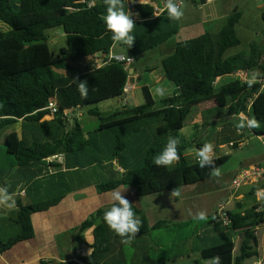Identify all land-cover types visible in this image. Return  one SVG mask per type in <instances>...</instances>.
<instances>
[{"label":"trees","instance_id":"16d2710c","mask_svg":"<svg viewBox=\"0 0 264 264\" xmlns=\"http://www.w3.org/2000/svg\"><path fill=\"white\" fill-rule=\"evenodd\" d=\"M130 1L139 0H123L125 12ZM188 1L205 4L207 0ZM91 2L93 5H90ZM134 8L144 20H151L155 16L153 4L137 3ZM106 14L107 6L104 0H0V22L8 27L7 31L0 32V134L3 129L17 124L20 120L26 122L22 136L14 131L5 139L7 154L15 158L17 165L24 167L47 163L50 158L61 154L70 161L71 153L76 156L81 153L89 154L92 144L100 149L99 140L87 139L80 122L69 124L65 113L122 98L131 68L126 67L124 63L105 61V65H93V68L84 72L78 70L75 74L64 73L73 71V64L76 62L109 55L114 46L112 33L107 30L104 22ZM241 18V13L236 12L229 17L219 34L206 32L196 38L176 43L173 53L163 61L168 80L177 87L176 94L157 102L145 87L143 93L146 103L143 105H135L108 116H102L100 109L96 107L87 110L88 115L100 120L101 124L96 131L107 134L115 133L114 130L119 127L138 124L143 120L155 119L158 122V148H151L143 159V166L138 168L124 167L122 155L116 151L112 152L109 155L111 168L118 162L123 168V173L119 179L114 178L97 184L99 193L130 187L139 197H144L165 191L172 192L174 188L181 189L211 178L212 167L201 168L197 160L190 163L186 158L187 148L182 143L178 145L180 160L173 167H157L153 163L154 158L165 147L168 137H177L192 110L204 101H215L220 107L230 106L228 114L232 116L247 111V102L255 95L249 116L259 122V127L251 130L259 136H264V92H261V86L255 84L249 89L246 82L232 79L219 89L215 87L219 77L234 75L240 70L251 71L254 67L262 68L260 60L255 59L254 43L250 46L251 55L245 53L226 57L228 50L241 45L236 31ZM54 28H62L67 38V47L62 48L57 55L51 52L48 45L47 31ZM132 34L136 37L133 46H120L128 48L129 54L137 57L165 44L177 34V30L147 36H137L133 30ZM77 77L80 81L88 83L86 99L82 98L78 91V82L73 81ZM54 99L59 108L56 114L44 110ZM51 115L52 119L45 120V117ZM115 136L118 144L115 150L124 151L125 142L117 134ZM201 147L199 145L198 148ZM226 160L224 157L214 158V164L220 167ZM54 164L50 162L49 165ZM63 197L27 206L19 204L15 222L20 225V233L6 243L0 241V254L19 243L33 239V214L56 206ZM111 206L97 210L74 231L82 234L93 229L95 239L89 246V253L69 261L42 259L39 264H127V245L121 243L120 238L103 220L104 213ZM133 211L142 221L140 232L133 243L153 230L169 226L167 221H159L150 226L142 209L133 204ZM229 215L232 221L229 230L245 234L240 253L234 255L235 246L229 236V239L202 250V260L208 261L219 256L221 264H245L247 260L259 257L256 229L264 225V212H257L255 207L244 215ZM210 218L218 224L215 214ZM169 262L170 259L155 261L147 258L145 264Z\"/></svg>","mask_w":264,"mask_h":264},{"label":"crops","instance_id":"0c3cea01","mask_svg":"<svg viewBox=\"0 0 264 264\" xmlns=\"http://www.w3.org/2000/svg\"><path fill=\"white\" fill-rule=\"evenodd\" d=\"M215 1L219 4V14L221 17L218 19L217 24L213 18L210 19L208 23L215 24L214 27L217 29L215 31L218 32L215 33L206 30V21L204 20H197L196 22L192 20L185 21L184 24H181L183 18L186 16L185 13H189V9L184 10L186 5L192 4L195 6L201 5L204 7L212 4ZM251 2H253V0H207L205 4H194L188 1L182 7L184 16L178 22L170 21L168 14L155 15L151 20H144L142 19L139 12H137L135 8L130 7L129 4V8L126 13L130 14L131 12V18L137 24L134 29V34L136 33L137 36H147L169 30H177V34L172 37L174 38L173 41L169 40L165 44L155 48L157 50L161 49L165 52V56H163L161 60V71L159 68L158 71L156 68L149 69L147 66L146 70L142 71L136 67L138 64V59H135L129 54L128 48H123L120 45L112 48L109 55H125L128 57H133L134 59L133 63L129 67L131 68L129 73H131L126 87L127 91L122 98L116 100L117 105L112 108L114 109L113 113L130 109L135 105L139 106L137 102L138 99L136 98V91H143L145 87L150 90L153 98L157 102L176 94L177 87L168 80L163 67V61L173 53L176 43L182 40L196 38L206 32L219 34L220 31L225 27L229 17L236 12H240L239 8L245 3H248L246 8L249 7ZM137 3H140V0ZM143 3L153 4L154 2L150 0H143ZM255 3H258L257 6L261 10V2L256 0ZM253 43L256 45L255 59L260 60L262 68L254 67L252 70H257L259 72L258 79L262 80V82H258L256 84H259L261 89H264V38H262L261 43ZM124 51H128V54H125ZM247 54H252L251 49L250 53ZM107 56L104 57L103 55H100L86 60V67L83 69L80 65H78V70L84 72L90 69L96 63V61H102L104 58H107ZM252 70L250 72H252ZM232 79H237L235 74L219 77L215 82V87L219 89L227 85ZM158 87L167 91V94L163 97L157 95L155 89ZM255 98L256 96L254 95L248 100V109L242 113L248 114L249 111L250 114L249 108L251 103L253 104ZM229 108L230 106L220 107L215 101H204L198 104L192 110V112L196 110L197 114L201 115L203 118V122H200V124L202 123L204 125L202 130L212 128L215 131V138L213 142L206 140L202 143H199L200 138H197L195 134H193L191 137L184 135L183 132L185 124L189 117L184 124V128L180 131V133L177 134L180 143L185 142L197 150L199 149V145L203 146L205 143H212L214 145V158H227L224 164L220 166L221 168L219 167L221 170L220 175L212 176L211 178H208L205 181L195 185L182 187L180 189V197L171 198V191H165L144 197H139L137 195V201L132 202L138 205V208L140 207L143 211L145 210L143 206L146 203L145 200H149L146 205L152 207V209L144 211L150 226H154L159 221H167L169 224H173L198 220L195 218V214L199 211H205L207 213V217H211L222 204L225 205L229 213L241 215H244L249 210L257 207L258 199L255 196V192L259 187L258 183L246 182L241 184L238 188H234L232 182L242 170L249 169L254 166H264V136H259L248 128H244V132L243 130L237 131V128L235 127V131H233V127H230V124L227 126L222 125L221 122L223 120L219 121V118L223 119V117L220 116L221 109L222 112H226L228 120H239L238 114L232 116L228 114ZM109 111L111 112V109H109ZM65 114L69 119L72 117L74 123L76 121L79 122L77 117L82 115L84 116L82 110L69 111ZM249 114L248 118L250 119ZM47 117H49V119L45 120H50L53 116L51 115ZM25 123V121L20 120L17 124H15L17 129L14 131L18 132V134L22 136ZM156 128L157 126L154 129L155 134L152 133V137L148 135L146 138H153L154 141L156 140L157 142ZM14 131H3L0 134V141L5 142L6 136ZM84 132L86 131L84 130ZM114 132L117 134L118 130L116 129ZM140 132L141 136L144 135V130L140 129ZM250 135H253V140L248 138ZM245 136H247V138ZM245 138L248 140V143L245 142ZM231 143H235V146H231ZM226 146L230 147L231 149L246 148L244 151H242V154L239 153L237 157V164L232 168L224 170L225 166L229 164V158L226 156L230 153L228 151L224 152ZM78 158H80V156ZM196 160V153H194L193 161ZM50 162L55 164L49 165ZM9 163L10 164L0 163V187H7L9 193L14 194L16 208L9 210L3 206H0V241L2 243H6L11 237L20 233V225L15 222L19 212V204L27 206L59 196L64 197L56 206L51 207L47 211L33 214L32 222L35 230V237L31 240L19 243L12 249L1 253L0 264H39L40 260L47 258L59 261L61 259H65L69 261L76 260L79 255L89 253V246L93 244L95 239L93 229L86 230L82 234L77 232L75 233L74 231L101 208L99 204L100 199L105 197L107 193H99L96 187L97 183H95V181L92 179L87 180L88 174L84 169L85 167L75 164L72 159L69 161V158L66 159L64 154L50 158L47 163L33 164L24 167H21L12 161H9ZM116 164L119 166L120 163L117 162ZM89 168L95 170L96 165H91ZM111 205L112 204H107L104 207ZM167 208L170 209L172 215L166 214V210H168ZM151 232L147 236L141 238V240L144 241L143 243L147 244L148 239L146 237L149 236L150 238L153 235ZM260 232L263 234L262 238H258ZM229 234H231L233 237L236 236L233 238L235 241L237 240V235H241L240 245H242L245 241L244 232H231V230L225 229L221 223L216 224L212 218L210 221V226L204 228V230L199 229L197 231L196 229V233L194 232L193 237L194 240L202 241V245L197 248L199 254L201 255L202 250L210 246L209 241L215 243L225 241L229 239ZM63 235L75 236V242L78 244L74 250L75 256L63 258L59 254L60 250L58 247L59 244L57 238L60 236L62 237ZM205 235H208L209 237L203 238ZM256 236L259 242V257L252 258L258 259V261H254L249 264H258V262H264V225L257 227ZM89 237L92 238L89 239ZM188 241H192V239H188ZM233 243L235 246V242ZM119 251L120 249L117 250V252ZM158 251L161 252L160 248ZM238 251H240V248ZM145 255L146 260L147 258L151 259L149 254ZM173 256H170V262L171 259H173ZM247 261L245 264H247ZM170 262L168 264H170ZM196 264L200 263L196 261Z\"/></svg>","mask_w":264,"mask_h":264},{"label":"rangeland","instance_id":"374dc122","mask_svg":"<svg viewBox=\"0 0 264 264\" xmlns=\"http://www.w3.org/2000/svg\"><path fill=\"white\" fill-rule=\"evenodd\" d=\"M153 1L154 4L161 3L162 0H150ZM256 0H253L251 2V5L246 8V5L248 3H245L243 6L239 8V13H241V20L239 24L236 26L237 36L241 40V45L232 48L228 50L226 53V57L233 56L236 54H245L250 53V46L253 42L261 43L262 38H264V19H263V13H264V1L258 0V2H261L262 8L261 10L258 8L257 4L255 3ZM185 9H189V13H185V17L183 18V21L181 24H184L185 21H206V30H209L211 32H218L215 31V24L208 23L210 19H214L215 23L217 24L218 19H220L221 15L220 13V7L219 4L215 1L212 4H209L207 6H201V5H186ZM8 30V27L0 22V32H5ZM49 41L48 45L55 55H57L62 48L67 47V38L65 35V32L62 28H54L49 31H47ZM174 38H171L170 41H173ZM120 49V48H118ZM125 54H128V51H124ZM165 52L161 49H154L151 51H148L144 53V55H140L137 57H134L135 59H138L137 68L141 69L142 71L146 70V66L149 67V69H160L161 71V65H162V57ZM86 61H79L73 64V71L70 73H64L66 74H75L76 71H78V65L81 66V68L84 69L86 67ZM159 71V70H158ZM161 73V72H160ZM167 94V91H165V95ZM136 98L138 99V105H143L146 103L144 93L142 90L136 91ZM116 100H109L106 102H102L97 105L90 106L88 108H84L82 110V113H84V116L77 117L80 124L83 126L84 130L86 131V138L87 139H95L99 140L100 143V149H97L92 144L91 152L89 154H80L79 156L72 155L71 153V159L75 164H79L81 167H85V171L87 172V180L92 179L95 181V183H104L111 179L117 178L119 179L123 173V168L117 166V164H113V169L110 166L111 160L109 155L112 154V152L116 151L118 154L122 155L123 158V166L127 168H138L143 166V159L149 152L151 148H158V143L154 139L146 138V136L150 135L152 137V133L155 134V127L158 126V122L155 119L152 120H143L138 124L130 125L129 127H119L117 128L118 133L117 135L122 138V140L126 144V148L124 151L115 150L116 145H118L115 141V133H109L107 132H97L96 129L100 126V120L98 117L90 116L87 114V110H89L91 107L99 108L102 116H107L108 114H112L114 111V108L116 106ZM111 107V108H110ZM111 109V112L109 111ZM116 111V110H115ZM220 116L223 117V119L219 118L220 120H223L221 122L222 125H228L230 124V127H233V131H235V127L239 120L237 119H231L228 120V116L226 112H222V109L220 110ZM110 112V113H109ZM76 118V115H75ZM45 119H49V117H46ZM200 122H203V118L201 115L197 114L196 110H194L191 115L189 116L185 128H184V135L191 137L193 134L197 136L199 139V143H202L204 141L213 142L215 138V131L212 128L203 129L204 125ZM74 120L72 117L69 119V124H73ZM161 123V122H160ZM159 123V124H160ZM69 128V127H68ZM17 127L15 125L10 126L3 129L2 131H14ZM140 129L144 130V135L141 136ZM243 130V129H241ZM245 132V130H243ZM180 133V132H179ZM247 138V136H245ZM245 138V142L248 143V140ZM250 140H253V135H250L248 137ZM191 140V139H189ZM186 146V158L190 163H195L193 161V154L197 152L196 148L191 147L187 143H182ZM246 146V145H245ZM144 148V149H143ZM244 148H237V149H231L230 147L226 146L224 149V152L228 151L230 152L226 157L229 158V164L225 166L224 170L232 168L237 164V157L239 153L242 154V151L245 150ZM158 155V154H157ZM9 161H12L16 164L15 158L12 156H8L6 151V146L4 141H0V163L1 164H10ZM90 165H96L95 170L90 169ZM221 168V167H220ZM110 170H113L112 172ZM127 191L124 193V196L126 199H128L132 204H134L132 201H137L138 196L136 192L130 188V187H122L121 190ZM110 193V192H109ZM100 199V206L101 208L104 207L107 204H111L109 200L108 194ZM149 200H145L144 209L150 210L152 209L151 206H147V202ZM136 205V204H134ZM138 206V205H136ZM140 208V207H139ZM141 209V208H140ZM168 209V208H167ZM144 210V211H145ZM164 213V212H163ZM167 215H172L170 209L166 210ZM189 215V214H187ZM211 218L207 217L205 220H193L188 222H181V223H173L169 224V227L163 228V229H157L152 231L153 235L148 239L147 244L143 243V240L134 241L131 244L127 245L125 247V257L127 264H145L146 263V255L149 254L151 259H154L156 261H165L166 259H170V256H173V259H171L170 264H196V261L200 264L205 263L204 260H202L201 255L199 254L197 248L202 245V241L194 240V232L196 233L199 229L204 230V228L210 226ZM240 233V232H237ZM212 234V233H211ZM232 234V233H231ZM230 235V238L233 242H235L236 250L235 255L239 254L241 249V235H237V240H233L236 236ZM201 236V235H199ZM209 237L208 235H205L203 238ZM263 234L260 232L258 238H262ZM75 236L74 235H63L62 237H58L57 241L59 244V254L65 258V257H72L75 256L74 250L78 246V244L75 242ZM92 237H89L91 239ZM188 239H192V241H188ZM217 244L215 242L209 241V245ZM160 248L161 252L158 251ZM261 253V252H260ZM254 261H258V259H251L247 261V264L252 263Z\"/></svg>","mask_w":264,"mask_h":264},{"label":"clouds","instance_id":"9594fccd","mask_svg":"<svg viewBox=\"0 0 264 264\" xmlns=\"http://www.w3.org/2000/svg\"><path fill=\"white\" fill-rule=\"evenodd\" d=\"M107 6V14L104 16V22L107 30L112 33L111 39L113 46L127 45L131 48L134 44L136 37L132 34L136 26L134 20L130 14L125 12L123 0H104ZM143 4V0H140ZM183 0L178 3L177 0H166V9L168 18L170 21L178 22L184 16L181 4ZM259 72L252 70L250 78L246 80V84L249 89L258 83ZM74 82H78V91L82 98L86 99L88 96V83L87 81H80L79 78H74ZM264 91V89H261ZM155 92L157 95L163 97L165 90L163 88H156ZM239 122L236 125L237 131L248 128L255 129L259 127V122L253 117L249 119L244 113L238 114ZM180 140L178 137L169 136L167 143L163 150L154 158L153 163L157 167L171 168L176 162L180 160L178 154V145ZM196 159L201 168L205 166H211L213 171L211 175L219 176L220 168L214 164V145L212 143H205L196 152ZM121 188L113 189L109 194V200L112 206L103 215V220L121 240L124 245H129L136 238L140 232L142 221L133 211V204L125 198ZM257 199H264V189L257 188L256 190ZM172 197H180L181 190L174 188L171 192ZM0 206H3L9 210L16 208V201L14 194H10L7 187H0ZM195 218L199 220H205L207 213L205 211H199L195 214ZM205 264H221V258L219 256L213 257L206 261ZM258 264H264V262H258Z\"/></svg>","mask_w":264,"mask_h":264},{"label":"built area","instance_id":"2783aa9c","mask_svg":"<svg viewBox=\"0 0 264 264\" xmlns=\"http://www.w3.org/2000/svg\"><path fill=\"white\" fill-rule=\"evenodd\" d=\"M188 0H183V3L181 4V7H183V5L187 2ZM200 1V0H197ZM177 2L179 3L180 0H177ZM137 4V2L135 1H130V7L134 8V6ZM90 5H93V2L90 3ZM154 15H160V14H164L167 12L166 9V0H162L161 3H157L154 4ZM107 60H98L96 61V63L94 64L95 67H101L103 65H105V61L109 62V61H116L119 63H124L126 65V67H130L131 64L133 63V57H128L125 55H113L110 54L107 56L106 58ZM93 68V66L91 67ZM251 72L250 71H238L235 73V76L237 77V79L241 80L242 82H246V80L248 78H250ZM258 79V78H257ZM258 82H262V80L258 79ZM127 91V88L125 90V92ZM252 106V103L250 105V108ZM249 108V110H250ZM44 110H48L50 111L52 114H56L59 110L58 106H57V102L56 100H52L49 102L48 106L44 109ZM247 117L249 114L244 113ZM231 146H235V143H231ZM246 182H253V183H258L259 187L261 189H264V166H254L251 167L249 169H244L241 172L238 173V175L235 177V179L232 182V185L234 188H238L241 184L246 183ZM256 193V192H255ZM256 196V194H255ZM257 212H264V199H259L258 203H257ZM215 217H216V222L221 223L222 226L229 230V228L232 226V221L230 219V215L229 212L227 211L225 205H220L217 209V211L215 212Z\"/></svg>","mask_w":264,"mask_h":264},{"label":"water","instance_id":"95a60500","mask_svg":"<svg viewBox=\"0 0 264 264\" xmlns=\"http://www.w3.org/2000/svg\"><path fill=\"white\" fill-rule=\"evenodd\" d=\"M131 73V72H130ZM133 73V72H132ZM120 165V164H119Z\"/></svg>","mask_w":264,"mask_h":264}]
</instances>
